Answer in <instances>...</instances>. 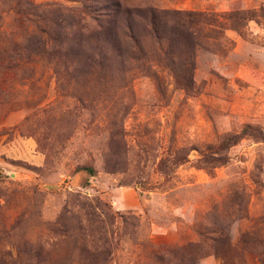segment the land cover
Masks as SVG:
<instances>
[{"label":"rangeland","instance_id":"rangeland-1","mask_svg":"<svg viewBox=\"0 0 264 264\" xmlns=\"http://www.w3.org/2000/svg\"><path fill=\"white\" fill-rule=\"evenodd\" d=\"M121 1L246 19L178 87L95 65L90 4L0 0V264H222L198 245L218 229L234 264H264V0Z\"/></svg>","mask_w":264,"mask_h":264},{"label":"trees","instance_id":"trees-1","mask_svg":"<svg viewBox=\"0 0 264 264\" xmlns=\"http://www.w3.org/2000/svg\"><path fill=\"white\" fill-rule=\"evenodd\" d=\"M76 1L83 4L84 8L90 4V10L93 6L96 11L95 15L91 16L93 24L90 28L87 27L89 29L86 37L87 41H94L89 51L95 55V65L102 67L103 62L108 59L119 61L121 64L131 61L137 67L144 68L147 62H150L151 65L169 70L178 87H193L195 46L205 40V37H215L219 33L218 29L226 23L232 25L237 20L246 19L245 12L238 11L220 14L211 11L170 12L148 6L127 9L121 0ZM93 1H96L97 5H92ZM10 10L21 16L25 13L16 6ZM138 23L141 24V29L136 26ZM143 37L147 38L148 45L142 40ZM176 158L175 163L181 162L180 157ZM78 170H84L90 175L95 174L91 166H81ZM211 232L215 233H198L201 251L219 257L222 264H234V258L241 256L240 252L230 247L231 256L228 253L226 255L221 247L228 244V236L219 229ZM162 260H159V263L165 264ZM166 264H170L169 261Z\"/></svg>","mask_w":264,"mask_h":264}]
</instances>
